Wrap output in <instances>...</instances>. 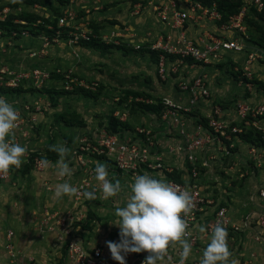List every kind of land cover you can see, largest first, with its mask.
I'll return each mask as SVG.
<instances>
[{
	"label": "rangeland",
	"instance_id": "374dc122",
	"mask_svg": "<svg viewBox=\"0 0 264 264\" xmlns=\"http://www.w3.org/2000/svg\"><path fill=\"white\" fill-rule=\"evenodd\" d=\"M29 1L0 0V22L15 19L13 23H8L9 32L0 30V72L5 70L9 73L8 75L0 73L1 79L3 78L2 83L0 82V97L5 98L15 107L18 120L21 122L13 130L12 141L23 144L28 149L22 165L10 169L6 179L0 178V187L20 190L24 186L28 187V184L32 185L37 181L36 176L47 171L45 167L38 170L35 165L36 159L47 158L50 162H55L58 155L50 150V146L64 144L68 148L65 159L73 169L72 178L82 177L83 186H80L79 192L91 191L95 186L97 197L89 200L80 197L79 194L75 195L81 198L79 201L81 205H85L87 214L79 216L80 220L75 222L80 226L75 229L76 232L67 234L59 249L62 264H71L68 261L64 262L68 260L64 245L69 237H80L86 245L91 241L94 245L104 247L105 250H108L106 241H118V228L108 222L116 219L114 210L122 207L126 202L130 191L128 186L135 177L121 172L107 157L93 153L94 148L99 147L98 142L102 132L110 134L115 120L129 126V129L118 127L117 130L121 129V131L117 134L121 139L132 138L137 133V128L155 127L156 124L159 126L158 132H164L167 121H163V114L168 113V109H173L165 104L166 98L189 108L188 112L182 110L177 112L185 114L190 120L188 128L191 130L200 119H205L201 113L202 103L205 102H200V107L189 105L188 96L181 94L176 80L180 76L179 73H171L167 81L159 75L158 58L151 46L158 36L171 34V31L161 23L154 6L169 0H89L90 5L84 8L80 7L83 0H59L58 8L55 7L56 11L29 6ZM245 1L247 0H210L209 2L230 6L229 15L233 17L238 14L234 13L237 6ZM137 5L141 7L138 8ZM32 8L37 10L34 14L39 12L38 16L42 17L40 22L35 24L21 22L20 19L26 14L24 12ZM262 11L251 8L246 13L243 23L247 37L243 36V41L246 43L243 53L224 54L220 61L214 60L205 67L199 65L193 67L186 76H195L204 70L201 72L208 75L216 89L229 85L234 99L254 97L260 103H251L252 107L264 105L261 104L264 102V12ZM65 12H71L76 20L82 22L83 30L92 31L99 36H110L115 32L120 37L117 39L109 37L106 41L94 38L91 41H75L71 34L72 29L55 25L58 24L57 19ZM90 15L101 18L87 17ZM227 20L230 21V18ZM80 24L77 22V25ZM41 25L44 27H40ZM225 26L227 23L224 22L218 24L205 22V30L211 34L222 35ZM212 28L217 29V32ZM193 29L196 32L200 27L195 25ZM198 32L200 33V30ZM190 34L194 35L192 32ZM227 34L240 36V33L235 31ZM253 48L256 59L249 62L246 53ZM9 78L13 79L15 85H8L11 82ZM203 113L206 115V112ZM251 130L255 129L251 127ZM166 134L177 135L168 132ZM256 135L257 137L253 138L255 143L237 139L241 141L243 148H248L249 159L245 158L241 151L239 152L238 147L236 158L225 161L226 170L232 167L239 168L238 173L245 174L242 179L243 185L248 181V176H259V172L264 175V133L260 132ZM253 147L260 151L261 157L258 161H255L251 154L249 157V151ZM78 156H84L85 165L81 166ZM228 160L231 162L227 163ZM242 160L247 161V169L246 166L241 167ZM98 162L105 163L109 177L118 179L121 184V191L107 200L101 197L99 186L93 178V169ZM49 166L51 167V164ZM261 167L263 169L259 170ZM225 172L217 171L212 177H221L220 175ZM55 177L53 180L56 182L69 180V178H61L59 181L57 179L59 177L56 175ZM14 193L17 195L18 191ZM5 194L3 193L2 197L9 198L13 203V198ZM255 194H251L250 198ZM256 203L250 201L247 207L245 205L248 204V198L243 199L240 211L249 210ZM34 208L36 209V205ZM258 208L264 211V204L262 207L256 206L255 209ZM240 211L235 212L236 219L240 218ZM5 219L6 217L0 215V226L3 225L6 231V243L0 244V259L11 260V264H17L16 260L25 256L24 250L22 251L13 241L16 227L5 222ZM31 219L36 223L35 218ZM228 247L230 248L229 244ZM48 251L49 254L56 253L53 250Z\"/></svg>",
	"mask_w": 264,
	"mask_h": 264
},
{
	"label": "built area",
	"instance_id": "2783aa9c",
	"mask_svg": "<svg viewBox=\"0 0 264 264\" xmlns=\"http://www.w3.org/2000/svg\"><path fill=\"white\" fill-rule=\"evenodd\" d=\"M138 8L141 5H137ZM255 8L262 11L263 0H247L241 6L237 15L230 17V21L225 26L222 35L211 34L205 30V22L214 24L223 23L222 15L214 6L206 7L194 0H169L166 3L154 6L163 25L170 29L171 34L160 36L152 44L151 49L158 53V71L160 77L167 81L171 73L180 76L176 78L181 94L188 96L189 105L200 107L199 103L207 101L210 96V80L206 73L200 72L195 76H186L195 66H207L214 60L220 61L222 55L228 53H243L246 43L243 36H246L244 18L249 9ZM85 21V19H82ZM58 27H68L74 36L75 41H91V39H102L106 41L109 37L119 38L115 32L110 36L95 35L94 32L81 29L83 23L75 19L71 12L57 19ZM81 23L80 25H77ZM198 25L201 33L197 37L190 36L188 28ZM239 32L240 36L225 32ZM116 35V36H115ZM242 38V40H240ZM249 62L256 59L253 52H248ZM181 68V71H179ZM1 74H9L1 70ZM3 79V78H2ZM0 77V82L2 83ZM10 79V78H9ZM11 80V79H10ZM13 80V79H12ZM8 85H15L13 81ZM169 108L168 113L163 114V121H167L164 132H158L159 126L140 127L132 138L121 139L119 134L102 132L98 142L99 147L94 148L93 153L107 157L115 164L121 172L126 174L148 173L155 178H163L176 186L180 190H189L193 197V207L189 214L184 217L188 225L190 235L187 237L192 244V252L186 264H199L202 250L207 244V235L211 227L219 223L227 229L229 251L231 254L240 253L243 249L248 231L255 232L254 238L260 241L264 238V211L255 208L247 209L240 213V218L236 219L228 202L222 199L217 188L219 180L212 177L217 171L225 170L226 159L234 160L238 153L236 141H239V134L247 133L251 127L257 129L255 120L264 115V105L252 107L243 100L235 103L234 109L237 111V120L227 121L222 117L221 105L212 108L209 116L203 117L208 121L207 127L198 122L193 129L186 126L187 117L177 111H190L189 108L182 107L181 104L164 99ZM173 110V111H172ZM187 118V119H185ZM21 122L17 121V126ZM168 133L177 134L169 136ZM160 136L163 137L161 141ZM77 150L75 151V155ZM249 154L255 161L260 160V151L255 147L251 148ZM81 166L85 165L84 156H78ZM170 158L183 163L174 166L169 164ZM41 160L36 159V167L42 170L44 166ZM231 161H227V163ZM247 166V161H245ZM243 164L241 163V166ZM177 174L179 180L173 178ZM248 174V172H247ZM241 178L245 174L241 173ZM7 173H0L1 179H6ZM83 189V188H81ZM83 197L82 192H79ZM258 200L264 201V190L250 198L255 203ZM245 206L248 207V204ZM205 226L206 231L201 233L199 226ZM69 235V233H67ZM11 235V233L9 234ZM66 258L71 264H118L111 258L110 251L102 246H91L77 238L69 237L64 245ZM180 246L178 243L172 244L167 251L164 264H178ZM148 255L141 252L136 255L128 254L125 257L126 264H141Z\"/></svg>",
	"mask_w": 264,
	"mask_h": 264
},
{
	"label": "clouds",
	"instance_id": "9594fccd",
	"mask_svg": "<svg viewBox=\"0 0 264 264\" xmlns=\"http://www.w3.org/2000/svg\"><path fill=\"white\" fill-rule=\"evenodd\" d=\"M18 113L15 107L5 98L0 97V173L19 168L28 149L13 142V130L17 127ZM58 155L52 164L47 158L40 163L48 168L51 164L59 178H71L73 169L65 159L68 148L64 144L50 146ZM94 180L99 186L103 199L116 196L121 191L118 179L110 178L107 165L98 162L94 169ZM130 191L122 207L114 210L115 220L108 222L118 228V241H106L111 258L118 264H126L125 257L130 253L147 252L141 264H164L168 248L175 243L180 246L178 264H186L192 252V244L187 238L190 235L185 216L193 207V197L189 190H180L163 178H155L148 173L135 175L128 186ZM79 194L76 186L68 179L57 183L52 191V198L62 199ZM85 199H96V187L83 191ZM199 231L204 233L205 226ZM228 232L221 224L211 227L207 235L206 247L202 250L199 264H236L230 260Z\"/></svg>",
	"mask_w": 264,
	"mask_h": 264
},
{
	"label": "crops",
	"instance_id": "0c3cea01",
	"mask_svg": "<svg viewBox=\"0 0 264 264\" xmlns=\"http://www.w3.org/2000/svg\"><path fill=\"white\" fill-rule=\"evenodd\" d=\"M47 1H49L54 7L58 8L57 4H59V0L58 3H56L57 0ZM89 2V0H83V2L81 1L80 7L84 8L89 6ZM34 6L36 7L39 5ZM41 8L45 9L44 7ZM35 11H37L35 10V8L28 10L29 13H35ZM38 14L39 12H37V15ZM87 17H91L93 19L101 18V16L97 17L93 15ZM193 28L194 26H190L188 28V33H194V35L190 34L193 37H197L198 35H200L201 28L199 29L200 33L198 32L199 30L196 31L197 34ZM212 30L214 32H217V29L215 28H212ZM158 38L159 36L156 38V40ZM248 51L255 54L254 48ZM229 88V85H226L225 88L216 89L212 85V81H210L211 96L207 101H204L205 103H202L201 107L203 108L201 110V113L204 115L203 112H206V115L204 116H209L212 113V108L214 106L221 105V115L224 120H237V111L233 107L237 101L243 100L246 104L250 105H252L251 103L255 102L257 104L260 103L258 102L259 100L254 97L234 99ZM261 104H264V102H261ZM207 107H209V109ZM189 122V119L186 120L187 128ZM255 123L258 130H261L264 133V119L258 118L257 120H255ZM160 139L161 141H163L162 136H160ZM236 144L239 147V152L241 151L243 156L245 155L244 157L248 158V148H243L241 141H239L238 143L236 142ZM168 162L169 164L174 166L179 165V167H181L183 164L181 162L173 161L172 158H170ZM241 163L243 164L241 167H245L246 162L242 160ZM52 164H54V162H52ZM238 169L232 167L229 170H226V175L222 173L220 175L221 177H217L219 183H217L216 185L219 190V194L222 196V199L229 203L234 214L235 212L241 210V201L243 199L245 200L248 198V205H250V195L254 193L257 194L260 190H264L263 173L258 171L260 173L259 176H248V181L243 185V178H241V175L238 173ZM245 169H247V166L245 167ZM262 169L263 168L261 167V169L259 170ZM222 175L224 177H222ZM53 177H55L54 170L52 166H49L47 168V171L38 177L36 176L37 181H34L32 185L28 184V187L24 186L20 190H9L4 186L0 187V201H2L0 215L6 217L5 222L16 227V230L14 231L15 238H13V241L18 245L19 248H21L22 251L24 250L23 252L25 256H23L22 258L20 257V260H16L17 264H62L63 262L61 258H59V249H61L63 239L67 237V233H70L72 231L76 232L75 229L80 225L75 221H79L81 215L87 214L85 205H81V201H79L81 198H77L75 197V195L71 197L66 196L59 200L52 198V191L55 185L57 183H60L53 180ZM81 178V176L78 179H74L71 177L69 178L68 182L79 189L80 186H83L81 183ZM57 179L61 181V178ZM52 181L54 182L51 183ZM17 191L18 193L16 195L14 192ZM3 193H6L5 195L7 196H11L13 198V203L9 201V198H3ZM18 198L20 201L18 200ZM23 201H25V203H23ZM34 201L36 202V209L34 208ZM256 202L257 203L255 206L252 205V207H250L251 209L256 208V206L258 205L262 207V204H264V201L258 199ZM22 217L30 219L25 220ZM32 217L36 219V223L33 219H31ZM18 218H20L19 222ZM254 234L255 232L253 231V229L248 231V236L245 238L243 249L240 253H233L235 255L232 254L230 260L234 259L236 261V264H264V238L260 241H256V239L254 238ZM77 239L81 240L80 237H77ZM4 243H6V231L4 230V226L2 225L0 226V244ZM88 244L91 246L94 245L91 241L88 242ZM48 250H53V252L56 251V253L54 255L49 254L50 252ZM0 264H11V260L0 259Z\"/></svg>",
	"mask_w": 264,
	"mask_h": 264
},
{
	"label": "trees",
	"instance_id": "16d2710c",
	"mask_svg": "<svg viewBox=\"0 0 264 264\" xmlns=\"http://www.w3.org/2000/svg\"><path fill=\"white\" fill-rule=\"evenodd\" d=\"M194 1L201 3L203 6H206V7L214 6L215 9L222 15L223 22L228 21L227 19L232 16V15H229V13H231V12L228 11V8L230 7L228 5L224 6L222 3L217 5V3H215V2H209L210 0H194ZM29 2H30L29 5H39L41 7L47 8L49 10H53V11L57 10V8H55L47 0H30ZM263 2H264V0H263ZM60 4H62V3H60ZM242 5H243V3L239 4L237 6V8L235 9L236 11L234 13H238ZM262 12H264V9H263ZM24 13H26L25 16H23L20 20L26 22L27 24H35L37 22H40V19L42 18V17H40V16H38L37 14H34V13H29V12H24ZM14 20L15 19L13 18V19H10V20L1 21L0 22V30L2 32H4V31L9 32L10 28H9V24L8 23L9 22L13 23ZM49 23H51V22H49ZM55 25H57V24L55 23ZM42 26L43 25H41L40 27H42ZM97 43H99V42H97ZM155 53H156V56L158 58V53L157 52H155ZM157 62H158V60H157ZM261 118L264 119V115L261 116ZM115 121L116 122H115V125L112 126V130H111L112 132L111 133L117 134V133H119L121 131V129H129V126L125 125L124 123H121L118 120H115ZM198 123H200V125L202 124L203 126L207 127L206 119H200L198 121ZM118 127H120L121 129L117 130ZM260 132H262V131L261 130H257V129H255L254 131L253 130H249V131H247V133L239 134V137H240V140H243L245 142L255 143V140H253V138L257 137L256 134H259ZM235 149L237 151L238 147H235ZM173 178L176 179V180H179V176L178 175L174 174ZM65 256H66V252H65Z\"/></svg>",
	"mask_w": 264,
	"mask_h": 264
}]
</instances>
